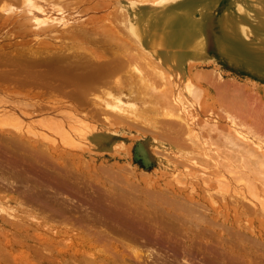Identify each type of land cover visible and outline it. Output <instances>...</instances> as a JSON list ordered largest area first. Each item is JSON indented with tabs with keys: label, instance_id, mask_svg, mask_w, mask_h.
Segmentation results:
<instances>
[{
	"label": "bare ground",
	"instance_id": "1",
	"mask_svg": "<svg viewBox=\"0 0 264 264\" xmlns=\"http://www.w3.org/2000/svg\"><path fill=\"white\" fill-rule=\"evenodd\" d=\"M13 1L22 3V12L24 15L26 14L23 18L31 16L27 20H31L30 23L37 30L56 28V26L57 28L60 26L59 29L61 30V24L58 25L60 22H56V24L51 16V19L49 18V15L60 13L62 10L68 9L67 7H75L76 4H82L85 1L94 2L92 4L95 10L98 5H100L99 7L105 6L110 11L108 14L115 13L118 15L117 8L114 10L112 3L114 0H0V4L4 6L13 3ZM119 1L122 3L123 1L125 3L132 2L129 10L125 8L119 10L120 14L125 16V18L122 16L125 22L122 29L117 26L116 29L110 30L114 25L110 27L108 21H104L107 23L108 28H104L106 25L102 28L101 25V32L98 29L99 31L95 33L96 30L89 31V23L85 21L88 23H85V26L80 23V27H78V24V26L70 28L71 30L69 29V38H76L77 43L81 41L91 45H103L108 42L107 40H110L108 43H111L112 41H118L120 38L119 43L117 42L120 46V43L123 42H120V40L126 34V37L130 41L133 40L135 45L151 53L149 58L152 61L146 58L150 62L155 61L153 65L149 61L148 63L151 65L148 64L146 58L141 56L144 61L146 60L147 64L145 65L144 61L143 63L147 72L141 66L132 68L128 72V67H130L128 62L122 61V59L119 60L116 51V55H113L115 59H112L110 49H99L104 53H97L98 56L90 51L93 49H84V46L80 47V44L79 48L76 47L77 45L73 48L69 46V48L66 47L67 51L64 50L66 52L60 51L59 53L54 52L58 47L55 48L50 43L55 48L51 47L53 49L52 53L57 54L53 56L50 54L51 60L48 62L45 61V57L40 59L39 56L38 60L36 59L37 61H24L21 59L12 61V59L7 58L10 55L5 57L0 52L1 79L16 82L27 88L30 86L47 88L69 100L66 99L67 101L64 100L65 103H60L61 105L66 104L67 109L58 113V115H55L56 112H49L48 115L42 113L43 117L36 118L37 116L33 117L34 115L31 116L23 109L28 108L33 111L44 104L40 107L39 113H41L42 107H45V105L47 107L51 102H47V104L39 101L40 103L36 104L33 101H35L37 95L32 98L33 101L29 99L31 97L26 96L24 102L20 103L16 99L10 100L9 97H0L2 98L0 103L5 102L8 104L11 101V108L4 106L7 104L0 105V212L4 213V208H24L25 210H22L19 214L23 218L17 219L20 224H23H21L22 227L27 228L24 231L29 235H34L39 243L44 246L57 247L56 241H60L62 243H58L61 247L67 241L61 239V236L58 239V236L56 237L53 234L55 231L53 232L51 228L53 235L47 233L45 229H47L48 224L44 223L45 220L70 221V217L67 218V216L56 210V208H63V205H60L59 202L60 199H63L64 192L70 191L77 194L80 189L90 190L92 196L90 195L87 201L90 200L88 201L90 205L96 203L97 207L92 208L89 205L90 213L87 211L86 217H84L85 214L82 216L91 225L83 226L87 228L86 231L89 236L91 235L95 237L96 241L104 243L106 245L104 247L109 245L110 249L117 254V257H112L114 264H191L185 258L186 256L180 258L179 261L176 260V253L180 251L183 254L187 252L190 255L200 253L201 248L198 245L191 246V241H182L186 244L183 246L181 244L182 237H178L181 239L178 243L175 239L176 235L173 236L171 233L179 230L178 235L184 233L185 237H189L191 240L196 237L200 238L199 233L201 231L198 227H204L215 230V234L219 235L222 231H220L221 229L216 231V228L223 223L228 228L227 231H223L234 239L233 241H238L237 243L246 246V248L248 247V252L251 254H257L254 252L258 250L260 253L261 251L264 252V101H259L257 95L254 98L244 85H239V83L232 80L224 81L217 76V73L216 76L215 74L206 75L200 73L203 70H197L198 72L192 70L195 72L190 75L185 67L182 68V71H178L179 69L176 67L178 64L184 66L187 59L195 58L202 48L200 31L190 18V14L193 12L191 0H170V2H174L170 8H164L158 4L161 1L167 3L169 0H153V2H158L154 5H149L148 0ZM95 5L97 6L95 7ZM65 25L67 27V24L63 26ZM119 25L121 26V24ZM117 29L125 34L119 33ZM132 46L134 47L133 44ZM84 50L87 53H84ZM134 50L138 51V49ZM82 51L88 56L92 54L88 59L86 56L87 60L101 58L100 56L104 54H109V56L111 54L112 60L104 61L103 64H97V66L91 64L90 68L89 65L84 67L85 64H81L83 62H78L80 57H83V60L85 59L84 54L81 53ZM104 56L102 58H105ZM82 59L80 58V60ZM86 59L85 61H87ZM91 60L88 63H91ZM10 61L14 63H10ZM126 67L127 70H125ZM122 69L128 73L124 71V77H119L117 81L114 80L115 83L104 90V85L109 82L110 76L117 74ZM173 69V73L176 74L177 78L173 74L169 75ZM202 85L208 87L209 92L207 94L203 93L200 88ZM99 89L104 91L105 98L101 96L102 99H100L99 95L93 96L94 91ZM205 94L211 105L216 106L218 111L211 117L213 124L210 123L211 126L209 125L208 128L197 125L201 122V120L197 121L199 116L206 111V101L202 100L203 96L205 98ZM97 97L99 99H96V102L101 101H98L97 105L95 102L93 104L98 106V110L100 109L102 112L99 110L95 113L89 112L90 115L84 113L82 115L78 110V106L87 105ZM52 99L49 101H52ZM12 101L17 102L18 105L17 103L15 105ZM55 104L50 105L54 106ZM60 104L57 103V105ZM105 111L114 113V120L119 124H129L134 129L149 132L148 134L152 136L162 137L163 140L165 138L166 141L175 144L176 150H168L169 154L167 155L171 167H177L178 160L182 159L180 160L183 161L181 162L182 165L179 164L182 166L180 169L185 165L190 168V164L193 167L196 166L198 172H194L196 170L192 167L193 171H190L192 168H188V171L185 172L182 169V173L174 167L172 174L177 173L176 175L180 178L185 176V179L191 177L189 179L191 182H193L192 177L195 178L197 183L199 181V185H196V187H191L192 184L188 180L186 183H190L188 185H191L192 191L196 188L201 189L205 198L203 199L200 191L197 194L195 190L197 195L190 194L189 196V194L185 195L181 190L177 191L171 187H162L158 191H151L152 188L144 187L146 191H139L141 188L137 189L128 182L120 185L119 182H114L115 179L113 180L114 183L110 182L111 188H108L107 183L99 179H94L96 181L92 180L91 182L87 181L88 183L84 181L81 184L74 173V163L70 162L66 165L62 160L66 157L70 161L74 156L81 155L67 149L64 145H60V147H53V144L52 147H49V145L44 146L43 142L45 140L51 142L52 139L45 135L41 137V130L44 129L52 134L62 136L61 141L65 143L73 135L79 136L78 134L81 135L83 130L91 129L92 131L95 128L87 121L89 118L101 119L104 123H107ZM204 125L206 126L208 123ZM68 131L71 132V135ZM100 134L104 135L105 133L101 132ZM31 137L38 138L39 142ZM53 143L55 142L53 141ZM4 172L8 174V177L5 176ZM102 177H104V174ZM177 181L181 183V181ZM182 184L185 185V182L182 181ZM22 187H27L31 191L34 189L35 192L29 193L30 191L27 190L29 194L22 196V198L17 192ZM45 189L53 191L57 196H62L59 202L56 197L53 201H48L45 197L47 195ZM137 198L143 202L140 201V203ZM26 208L30 209L26 210ZM230 208L231 210H229ZM225 209L230 214L223 213ZM11 212L15 213V211ZM207 212L210 214L207 215ZM6 213L4 214L6 215ZM9 214L6 217L9 216L12 219V214ZM79 220L75 219V224L82 225V221ZM217 220L220 223L217 224ZM16 226L21 227L18 224ZM206 229H203V233H210ZM192 230L196 231L197 234H194ZM212 233L211 231L210 234ZM6 243V248H8L9 244L7 241ZM139 243H142V246L145 247V253L135 249L136 247L141 249ZM219 244L224 249L223 254H214L212 251L201 249L206 256L203 259L204 262L200 264H256L252 262L251 258H248L249 256L247 257L248 254H244V258L238 257L235 254L237 251L231 246V242L227 245L222 242ZM66 246L64 247L68 248ZM153 246H156V248H168L169 246L171 247V253L168 255L161 254ZM86 255L88 256V254ZM106 258L100 259L101 262H99L100 260L97 262V260L88 258L84 260V263L109 264L105 261Z\"/></svg>",
	"mask_w": 264,
	"mask_h": 264
},
{
	"label": "rangeland",
	"instance_id": "2",
	"mask_svg": "<svg viewBox=\"0 0 264 264\" xmlns=\"http://www.w3.org/2000/svg\"><path fill=\"white\" fill-rule=\"evenodd\" d=\"M116 1L117 0H114L112 1V3L114 5V10L117 8L116 10L118 12V15L115 13H112V15L108 14L110 11H108L107 7H105L104 5H103L104 7L102 6L99 7L100 5H98V8L95 10V8L93 7L94 2H91V1H89L90 3L88 1H85V2H82V4H78V5L76 4L77 6L75 5V7L74 6L70 8L67 7L68 9L63 8L65 11L62 10V12L60 13L58 12L56 14L49 15V18L51 16L52 19H54L55 23L60 22L58 25L61 24V30L59 29L60 26L58 28L56 26V28L51 27L49 29H43V30L34 29L35 26L32 23H30L31 20L28 21L31 16L29 18H23L25 17L26 14L24 15V13L22 12L23 6L20 1H13V3L11 2L9 4H5L4 6L0 4V9H1L0 10V52L3 53L5 57L10 55L7 58L12 59V61L13 60L16 61L15 59H21L24 61L25 60L32 61L36 59L38 60L39 57L40 59H44L43 57H45L46 58L45 61L48 62L51 60L50 54L52 56L57 54V53H52L53 49L58 47L57 48L58 51L56 50L54 52H59V53L60 51L66 52L69 46H72L70 48H73V46L77 45L76 47L79 48V44H80V47L84 46L83 47L84 49H88V48L93 49V50H90V49L88 50L93 51L92 53L94 54L104 53L102 51H99V49L105 50V48L108 50L110 49V51H112L111 52L112 56L117 52L118 53L117 57L119 58V60L122 59V61L128 62V66H130L128 67L126 65L129 68L128 72H130V69L138 68L139 66H141V68L143 67V69L147 72V69L144 67V63H143L144 59L141 58V56L144 58L146 57L149 58L151 57L150 55L151 53L147 51L146 49H142L140 48V46L135 45L134 41L133 40L130 41L129 38L126 37V34L119 29H117L119 33L125 34V36H122V39L120 40V42L123 41L125 44L122 42V44L124 45L120 43V46H118L119 45L118 41L120 38L118 39V41L117 40L112 41L111 43H108L110 40H107L108 44L107 43L103 45L95 44L96 46L93 44L91 45L90 43H83L81 41H78L77 43V41H75L76 38L75 39L72 37L69 38L70 30L73 28V26H76V25L78 26V24H79L78 27H80L81 24L82 26H85L84 25L85 23L86 24L89 23V26H88L89 31L96 30L95 33H97V31L99 30L101 32V29H100L101 25H102V28L105 25L106 27L104 28H108L107 23L110 27L111 26L113 27L114 25V27L111 28L110 30L114 29L117 26H119L122 29L124 26L123 23H125L124 22L125 16L120 14L119 10L120 8H125L129 10L132 2H129L128 0H125V1H128L126 3L124 1L123 3L120 2L119 0L117 2ZM148 1H149L148 3L149 5L151 4L154 5L155 3H158L157 1L153 2V0H148ZM191 2H192L191 8L193 12H191L190 18L191 20H193V22L195 23V25L198 27L200 31L201 40H202V48H201L200 53L197 54L195 58H188L184 66L178 64L176 66L179 69L178 71L179 72L182 71L183 70L182 68L185 67L188 70L190 75L192 72H195L197 70H200V71L203 70V72H200V71L199 72L206 74V75L215 74L216 76L218 74L217 76L223 79L224 81L232 80L235 83H239V85H244L247 88V91L251 95H253V97L257 95V99L259 101H264V0H191ZM167 3L166 2L164 3L163 1H161L158 4H160V6L164 8H170L174 4V2H170V0ZM96 6L97 5H95V7ZM6 8L8 9L6 10ZM55 15H58V16H55ZM122 16H124V18ZM45 17H48V16H45ZM117 17L119 18L120 23L118 22ZM20 20L22 21L20 22ZM85 21H87L88 23ZM104 21L106 22L108 21V22L106 23ZM55 23H54V26H55ZM118 23L121 24V26ZM64 24H67V27L66 25L63 26ZM90 26L93 28H91ZM23 29L25 30L23 31ZM70 40H72V42H70ZM73 40L75 43L73 42ZM41 42L43 45L41 44ZM50 43L53 44L55 48ZM132 44L134 45V47L132 46ZM134 49H138L139 53L138 51H135ZM32 51H35V52H32ZM85 52L86 51L84 50V53ZM81 53H83V51ZM25 54L27 57L25 56ZM111 54L110 56L109 54L108 55L104 54L105 56L102 55L105 58H102V56H100L101 58L93 59V57H91L93 60L91 59L87 60L90 55L92 56V54H90L89 56L84 54L85 59L87 56V59H86L87 61H85V59L83 60L82 59L83 57H80L83 61L80 60L79 58L78 62L81 61L83 63L81 62L79 63L85 64L84 67L86 65H89L88 67L90 68L91 64L92 66H94V64L97 66V64L98 65L103 64L104 61L107 62L109 60L115 59V56L112 57ZM15 55L20 56V57H17V56L14 57ZM70 55H73V54H70ZM31 57L33 58L31 59ZM149 59L147 60V63ZM90 60H91V63H88V61L90 62ZM146 60L144 61L145 65L147 64ZM150 60L152 61V59ZM12 61H10V63ZM150 63H152L153 65L155 61L150 62ZM127 67L126 69L125 68L124 69L127 70L128 69ZM124 69L117 72V74L110 76L109 82L104 85L105 87L104 90L111 87L115 83V81H117L119 77H124L125 75L124 73L126 72ZM192 70H195V71H192ZM173 71L174 69L170 72L169 75L173 74L176 77V74H174ZM158 83L160 84V82ZM24 87L25 86L17 84L16 82H13L10 80L9 81L3 80L0 78V97H3V98L9 97L10 100L16 99V101L19 103L22 101L24 102V100L27 97L28 98L31 97L29 99H32L36 95H37L36 99H34L35 101H33V99L31 100L34 103L36 102V104L40 103L39 101H41L42 103L51 102L50 104L52 103L55 104L56 102L55 100L60 101V102L58 101L56 102L55 105L57 107L55 105L51 106L50 104L47 105V107L45 105V107H42L41 113H39L40 107L44 106V104L42 103H41L42 104L41 106L35 109L36 112L35 110L32 111V109H28V108L23 109V111L28 112L31 116L32 115H34L33 117L37 116L36 118L43 117L44 115L42 113L48 115L49 112L51 113L56 112L57 114L55 115H58V113L65 111V109H67L66 104H62L64 106L60 104L63 102L65 103V101L68 100L67 98H65V96L64 98H62L63 96L61 94L58 95L57 92L51 91L47 88L42 89V88H37L35 86L33 87L30 86L28 87L29 88L28 89L27 87L25 88ZM200 88L202 89L203 93L207 94L209 92V89H207L208 87H206V85H202ZM101 92L103 93V95ZM1 94L4 96H2ZM104 94H105L104 91L103 90L101 91L99 89V90L94 91L93 96L95 97L99 95V97L102 96L105 98ZM206 94H205V98L204 96L202 98V100L204 99L206 101L205 103L206 111L202 112L201 115L199 116V119L197 121L199 122L201 120V122H199L197 125H199V127L203 126L205 128H208L209 125L211 126L210 123L213 122V119L211 117H213L215 113H218V111L216 109V106L211 105L210 101L206 98ZM38 97L40 100L38 99ZM102 97L100 99H102ZM51 98L55 100L52 99V101H49ZM96 99H99V98L98 97L95 98L94 100H92L91 103L87 105H82V106L79 105L80 106V108L78 106L79 112L82 115L83 113L86 115H90L89 112L90 113L99 112L100 109L98 110V106L96 105L101 100H98L99 102L98 101L96 102ZM10 102L8 104L5 102L3 103L1 102L0 105L7 104L4 106L11 108ZM93 102L97 104L95 105L93 104ZM12 103H15V102L12 101ZM57 103H59L60 105H57ZM43 109H44V112H43ZM58 109L59 111H57ZM100 112L102 111L100 110ZM203 114L206 115L207 117H205ZM105 116H107V123H104L103 120L97 119V118L87 119V121H89L90 124L95 126V128H93L92 131L91 129L85 130V131L83 130L81 135L78 134L79 136L73 135V137L70 138L68 142H65L66 144L61 141L62 136L60 137L56 134H52L51 132L42 129L41 137L45 135L49 137L50 139H52L51 142L48 140H45L43 142V145L44 146L49 145V147H52V144H53V147H56V146L60 147V145H64L67 149L72 150L73 152L81 155L78 157L74 156L70 161L66 157L62 159L64 160L63 163H65L66 165H68L70 162L74 163L75 169L73 168V170L75 171L74 173L76 177L79 179V181H81V184L84 181L85 183H88L87 181L91 182L94 179L96 180L99 179L100 181L107 183L106 185L108 188H111L110 182L111 183L119 182L120 185L122 183L126 184L128 182V184H132L137 189L141 188L139 189V191H146L144 187L149 188V189L152 188L151 191L153 190L158 191L162 187H171L177 191L181 190L182 193H184L185 195L189 194V196L190 194L197 195L198 191H200L202 192L201 196L203 197V199L205 198V195L203 196L204 193L203 191H201V189L199 188L195 189L197 194L195 190L192 191L191 187L194 188L196 187V185H199L198 184L199 181L197 183V180L195 178L192 177V181L194 182L193 183L191 182V180H189L191 177L189 179H185L186 177L184 176L182 177L183 178L182 179L176 175L177 173L172 174L173 173L172 171L174 169H177V171H180V172L184 170L185 172V171H188V168H189L188 165H185L183 168L180 169V167H182L180 166L182 165L181 162H183L180 160L182 159H179V160L177 159L178 160V163L176 164L177 167L173 166V168L175 167L174 169L171 167L170 163L168 162V157H167V155L169 154L168 150L175 151L177 148L175 144L169 141H166L165 138L163 140L162 137L159 138L158 136H152L151 134H148L149 132L146 133L145 131L143 132V131L134 129L130 127L129 124L127 125L126 123L119 124L118 122L114 120L115 118L114 113H111L110 111L109 112L105 111ZM204 122L208 123V125L205 126ZM68 132H69V135H71V132L70 131ZM101 132L105 134L102 135L100 134ZM31 138L39 142L38 138L36 137H31ZM53 141L55 143H53ZM189 166L190 168L193 167V165L191 166L190 164ZM195 167L196 166H194L193 168L196 170L197 167L196 168ZM193 168L190 169V171H193L194 170ZM109 170H110V173H109ZM194 172H198V171L196 170ZM0 174H1V170H0ZM4 174L5 176L8 177L7 173L4 172ZM103 174H104V177H102ZM121 179L124 181H122ZM177 180L181 181V183L178 182ZM187 180L188 182L190 181L192 186L188 185L190 183L188 184L186 183ZM182 181L185 182V185L182 184ZM147 185L148 187H146ZM25 188L22 187L17 191L21 197L31 192H35L34 189L31 191L29 188L27 187ZM27 190L30 192L28 193ZM47 190L48 189H45V193L47 194L45 195V197L47 198V200L51 202L56 197V200L58 199L57 201L59 202V199L62 196H57L51 190H48L49 192L48 193ZM75 194L70 191L64 192V196L62 197L63 199H60V202H59L60 205H63L62 206L63 208H56L57 211L61 212L64 216H67V218L70 217L71 219L70 221H67V222L64 221L65 222L64 223V222L55 221L56 219H54L53 221L47 219L44 222L45 224H48L47 229H45V231H47V233L49 234H52L55 231L53 234L56 235V237L58 236V239L61 236V239L67 241L65 242L64 246L67 245L66 247L68 248H65L63 244L61 245V247H59L60 241H56V243L58 244L57 247L52 246V245L44 246L43 244L39 243L38 239L34 235H31V234L29 235L28 233L25 232L27 228L22 227L21 226L22 223L20 224L19 223L20 221L18 222L17 220L18 218L19 219L23 218L19 214L22 212V210H25V209L24 208H17V209L16 208H4V213L10 211L8 213L12 214L13 218L15 216L16 217L13 220V218L10 219L9 216L6 217L8 213H6L5 215L3 212H0V264H85L84 260L88 258L89 259L92 258L91 260H97L98 262L100 259H103L104 257L106 258L107 256L108 257L106 258L105 261L109 264H114L113 262L114 260L112 259V257H117V254L113 250L110 249L109 245H108L109 248L104 247L106 246L104 243L96 241L95 237L91 235L89 236V234L86 231L87 228L83 226V225H88V224L91 225L89 221H85L86 218H84L87 215L86 212L87 211L89 212L90 206L92 208L97 207L96 203H92V205H90V202L88 203V201L90 200L87 201V199H89L91 195L90 190L84 191L80 189L79 193H77L76 195ZM217 196L218 198H220L219 195ZM137 199L139 201V198ZM140 201L143 202L141 199ZM223 203L225 204L226 202H223ZM79 204L80 206H78ZM12 205L13 204L11 203V206ZM5 209H8V210H5ZM29 209L26 208V210H29ZM229 210H231V208ZM11 211H15V213H12ZM64 212L67 213L68 215L65 214ZM223 213L230 214V212L227 209L223 210ZM84 214L85 216L83 217L82 215ZM209 214L210 213L207 212V215ZM75 219L77 221L80 219L79 221H82V225L75 224L76 222ZM216 222L217 224L220 223V221L218 220ZM16 224L20 225L22 229L21 227L16 226ZM222 225H224V223ZM222 225L221 226L218 225L220 228L219 227L216 228V231L219 229H221L220 231H222L220 232L221 234L219 233V235L215 234L214 232L215 230H211L209 228L206 229L204 227L203 228L198 227L199 230L201 231L199 233L200 238L196 237L190 240L189 237H185L184 233L183 235H178L179 230L173 231L171 235L173 236L176 235L175 239L176 241H178V243L181 240L178 237H182L181 244L183 246L186 244L182 241H191L192 242L191 246L198 245L201 249L212 251L214 254H220V253L223 254L224 249L221 248L219 243L222 242L224 245H227V244H230L231 242V246L234 248L235 251H237V253L235 252V254H237L238 257L244 258L243 255L248 254L247 257L249 256L248 258H251L252 262H255L256 264H264V254H263L264 252L263 251H261L260 253L258 250L254 252L257 254H251L247 250L248 247L246 248V246H242L241 244L237 243L238 241H233L234 239L230 238V236L226 232L223 231V230L228 229L226 225H224V227H222ZM50 228L53 230V232L51 231ZM222 228H225V229H222ZM194 229H197V228H194ZM203 229H206L210 233L212 231L213 233L204 234ZM192 232L194 234H197L196 231L192 230ZM24 235L26 236L24 237ZM227 238L229 239V241ZM6 241L9 244L8 248H6V244H7ZM138 245L141 249H138L137 247L135 249L139 250V252L142 251V253H145L146 251H145V247L142 246L143 244L139 243ZM153 247L156 248V246H153ZM201 249H200V253H194L190 255L187 254V252H185L184 253L185 255H184L183 253L179 251L180 253L179 252L176 253V258H177L176 260L179 261L180 258H182L183 256H186L185 258L188 259L189 262H191V264H200L204 262L203 259L206 256V254H204ZM156 251H158L161 254L168 255L171 253V247L169 246L168 248L158 247L156 248ZM86 254H88V256ZM99 262H101V260ZM87 263L88 262H86V264ZM98 264H101V263H98Z\"/></svg>",
	"mask_w": 264,
	"mask_h": 264
}]
</instances>
